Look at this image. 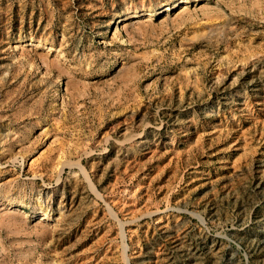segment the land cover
I'll return each instance as SVG.
<instances>
[{
	"label": "rangeland",
	"instance_id": "rangeland-1",
	"mask_svg": "<svg viewBox=\"0 0 264 264\" xmlns=\"http://www.w3.org/2000/svg\"><path fill=\"white\" fill-rule=\"evenodd\" d=\"M0 264H264V0H0Z\"/></svg>",
	"mask_w": 264,
	"mask_h": 264
},
{
	"label": "bare ground",
	"instance_id": "bare-ground-1",
	"mask_svg": "<svg viewBox=\"0 0 264 264\" xmlns=\"http://www.w3.org/2000/svg\"><path fill=\"white\" fill-rule=\"evenodd\" d=\"M132 16V15H131Z\"/></svg>",
	"mask_w": 264,
	"mask_h": 264
}]
</instances>
